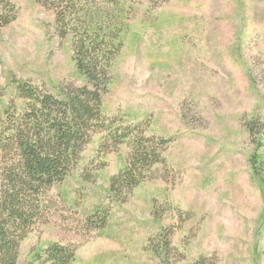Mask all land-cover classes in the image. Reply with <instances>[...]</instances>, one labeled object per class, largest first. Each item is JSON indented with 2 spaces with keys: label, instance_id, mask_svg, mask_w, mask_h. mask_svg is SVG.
I'll list each match as a JSON object with an SVG mask.
<instances>
[{
  "label": "rangeland",
  "instance_id": "1",
  "mask_svg": "<svg viewBox=\"0 0 264 264\" xmlns=\"http://www.w3.org/2000/svg\"><path fill=\"white\" fill-rule=\"evenodd\" d=\"M0 29V130L29 82L57 95L83 85L71 37H60L43 0H9ZM102 96L104 126L75 169L48 191L47 221L20 242L17 264H158L160 232L192 264H264V0H132ZM142 125L165 141L162 162L122 201L108 191L129 146H99L109 128ZM100 226V224H102Z\"/></svg>",
  "mask_w": 264,
  "mask_h": 264
},
{
  "label": "trees",
  "instance_id": "2",
  "mask_svg": "<svg viewBox=\"0 0 264 264\" xmlns=\"http://www.w3.org/2000/svg\"><path fill=\"white\" fill-rule=\"evenodd\" d=\"M132 0H43L54 13L60 37L70 36L73 60L86 83L62 85L57 95L29 82L18 84L25 101L4 113L0 130V264H17L20 242L34 226L47 221L48 191L77 166L92 134L104 126L102 96L109 84V68L122 46L127 27L125 5ZM162 4L165 0H149ZM17 7L0 0V29L12 22ZM126 142L125 167L110 178L108 191L122 201L161 163L165 143L145 136L142 125L109 128L99 149L115 150ZM100 224V226L103 225ZM158 264H178L181 254L160 232L151 242ZM52 264H67L74 250L50 245ZM199 257L192 264H214Z\"/></svg>",
  "mask_w": 264,
  "mask_h": 264
}]
</instances>
